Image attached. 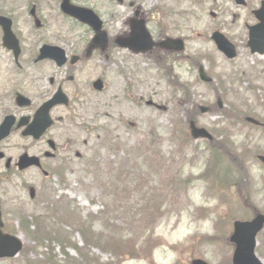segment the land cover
I'll list each match as a JSON object with an SVG mask.
<instances>
[{
    "label": "rangeland",
    "instance_id": "374dc122",
    "mask_svg": "<svg viewBox=\"0 0 264 264\" xmlns=\"http://www.w3.org/2000/svg\"><path fill=\"white\" fill-rule=\"evenodd\" d=\"M136 1L148 13L160 0ZM261 1L248 0L246 8L235 0L168 1L177 11L172 18L159 19V24L167 25L170 37L186 39V55L201 60L215 80V85L208 86L200 81L197 68L177 67L181 79L193 84V104L180 102L161 64L146 54L110 46L76 67L75 82H68L67 89L71 98L78 97L68 112L57 113L71 118L64 136V142L73 146L68 155L72 162L64 169L65 183L54 177L46 181L32 171L18 181L19 191L4 199L6 223L28 249L23 261H43L46 250L37 249L36 241L44 243L43 224L49 216L82 248L67 251L75 258L88 257L83 264H190L197 258L230 264L234 221L264 213V167L256 157L264 152V133L244 124L248 115L243 113L254 107L264 121V58L251 55L244 29L245 23L254 22L251 11ZM89 5L101 15L111 38L125 34L130 17L127 6L113 10L105 2ZM20 7V21L31 22L32 30L38 24L34 16L39 11L45 16L43 21L36 15L42 25L28 40L36 48L43 42L69 50L92 36L68 21L54 0L0 3L6 12ZM33 9L35 15L30 13ZM181 13L187 17L181 19ZM216 30L237 44L235 60L218 51L211 39ZM98 78L105 81L102 92L92 87ZM223 96L227 111L221 115L217 101ZM199 106H209L211 112L202 115ZM189 113L214 134L215 145L223 146L220 150L191 138ZM233 155H241L245 175L232 163ZM213 156H219L216 174H212ZM62 198L74 207L73 217L84 220L83 237L71 233L75 225L70 219L51 213ZM59 206L56 213L60 214L66 205ZM151 214L157 218L148 222ZM37 217L42 222L35 223ZM258 240V255L264 263V232ZM152 242L157 245L149 248ZM54 247L64 264L61 247ZM133 249L137 257L132 256Z\"/></svg>",
    "mask_w": 264,
    "mask_h": 264
},
{
    "label": "flooded vegetation",
    "instance_id": "af4514ba",
    "mask_svg": "<svg viewBox=\"0 0 264 264\" xmlns=\"http://www.w3.org/2000/svg\"><path fill=\"white\" fill-rule=\"evenodd\" d=\"M54 1L59 4L63 16L68 21L75 23L77 27L83 26L78 21L63 13L62 0ZM168 1L160 0L157 6L149 10L148 13L142 4L136 0L129 1V3L127 0H73L72 4L79 8L92 10L97 14L99 13L89 3L105 2L113 10L117 6H127V10L130 11L128 28L124 35L118 37H128L131 34L133 23H139V21L143 20L154 41L159 43V41L163 40V37H168L169 33L167 27L164 29L163 26L159 25L158 20H164L166 14H173L177 11L173 3H168ZM1 2L2 0H0ZM248 4V0H245V5L239 7L246 8ZM263 7L264 0L260 2L257 8L251 11V17L254 22L251 24L245 23L244 25L248 36L247 48L251 55L262 58H264V52L261 53L256 50L254 53L253 48L249 45V41L251 29L259 24L255 13ZM20 9L21 7L8 10L7 12L0 9V17L10 20V23L0 24V202L2 211L5 205L4 199H10L12 193L19 191L18 181H20L23 175L34 171L43 179L52 180L53 177L59 178L62 173L61 170L67 168L69 161L72 162L71 159H68V155L72 152L73 146L70 147L68 143L64 142V136L68 129V121L71 118H68L66 116L67 114L58 116L57 113L60 110L61 112H68V109L73 107L75 103L74 99L78 96L76 95L71 98L68 95V82H75V76L73 74L76 73V67L82 62L89 61L95 55L88 56L85 52H82L85 49L84 40H82V46L79 43L80 46L69 50L60 45L43 42L37 48L34 47L35 44L29 43L28 40L30 37L36 35V28H40L42 25L39 18L45 21V16L42 11H39L36 14L39 16L38 18L35 15L36 11L34 9L33 12L30 11L38 20V24L36 26L34 24L32 30L31 22L20 21L22 16ZM45 25L47 28L46 23ZM7 26L10 27V32H7L5 29ZM111 39L110 37V46L113 47ZM235 45L239 55L238 46L237 44ZM45 46L57 47L63 50L65 52L66 62L60 66L51 57L41 58V51ZM261 46H264V43L261 42ZM113 48L117 49L116 47ZM260 49L264 50V47H260ZM160 53H162V50L156 47L149 55L153 56ZM50 71L53 74L48 77L47 75ZM37 83L40 87L39 90H36ZM45 83L47 84V89H42L46 87ZM59 91H62L69 97L70 105H60L52 108L49 113L50 124L42 131L41 129H36L38 132L41 131V134L37 138L33 134H30L33 126H35L37 115ZM62 132L65 133L62 135ZM24 156L34 158L37 161L32 162V166L21 171L20 160ZM2 218L6 227L4 232L12 234L6 223L4 211ZM1 262L19 264L9 259H2L0 260Z\"/></svg>",
    "mask_w": 264,
    "mask_h": 264
},
{
    "label": "water",
    "instance_id": "95a60500",
    "mask_svg": "<svg viewBox=\"0 0 264 264\" xmlns=\"http://www.w3.org/2000/svg\"><path fill=\"white\" fill-rule=\"evenodd\" d=\"M72 0H63V11L78 19L84 24L89 25L95 36L91 42V45L88 49V55H91L92 52L96 49L106 50L109 46V37L106 31L103 30V22L101 19L91 10L78 8L71 5ZM237 3L240 5L245 4V0H237ZM256 16L260 20V24L251 29L249 45L253 48V52L256 50L263 53L264 50L260 49L261 42L264 43V7L257 11ZM10 23V20H7L3 17H0V24ZM7 32H10V27H5ZM10 38V37H9ZM212 39L217 44L219 50L223 52L229 59H234L237 56V51L235 46L220 32H215L212 36ZM117 43L123 48H129L135 53H144L150 51L155 46L150 32L147 30L144 21L139 23H133L132 32L128 38H119ZM160 47L170 50H176L182 52L185 49V44L183 40L179 39H168L159 44ZM51 57L57 61L61 66L66 62L65 52L57 47L45 46L41 51V58ZM75 62V60H73ZM200 78L203 82L210 83L213 81L205 71L204 67H200L199 70ZM94 88L98 91L103 90V82L101 80L94 83ZM69 100L63 94L62 91H59L38 113L35 126L30 134H33L35 137H39L41 131L47 128L50 124L49 113L52 108L57 105H68ZM220 107H223L220 102ZM201 112L206 114L208 108L201 107ZM254 124H259L254 119H248ZM192 137L196 140L198 139H209L212 140V135L204 128L197 127L195 122L190 123ZM36 129H41L40 132ZM260 160L264 163V157H260ZM34 162L33 159H30L27 156L21 158L20 168L24 170L25 168L31 166ZM3 223L1 220V207H0V259L1 258H13L19 254L23 248V244L17 237H12L6 235L2 231ZM264 228V216L258 215L251 222H240L237 221L234 224V232L231 236V242L235 245V253L233 257L234 264H263L261 260L256 255V246H257V236ZM193 264H207L203 260H195Z\"/></svg>",
    "mask_w": 264,
    "mask_h": 264
},
{
    "label": "trees",
    "instance_id": "16d2710c",
    "mask_svg": "<svg viewBox=\"0 0 264 264\" xmlns=\"http://www.w3.org/2000/svg\"><path fill=\"white\" fill-rule=\"evenodd\" d=\"M181 56H183V55H181ZM156 59H157L158 63L161 64L162 71L166 73V76L168 77L169 84L171 85L174 93L179 97L180 102L193 104L195 102L193 99V94H192L193 84H191L189 81H183L176 71V64L180 62L179 58H178V54L167 52L162 56V59H160L158 57ZM183 60H185V58ZM190 62L194 67L198 66V64H199V60H195V59H191ZM194 109H196V108H194ZM226 111L227 110L223 111L222 113L226 114ZM246 114L250 115V114H254V112L253 111H247ZM195 118H191L190 113L188 114L189 120H196ZM215 170L216 169H213L212 174L217 173V172L215 173ZM244 174H245V172H244ZM34 222L38 223L39 218L38 217L35 218ZM23 225H24V228L28 229V226L26 225L25 222L23 223ZM156 245H157V243L152 242L150 244L149 248H153ZM131 252H132L133 257H137L135 255V252H136L135 249H133ZM143 252L147 253V250H143Z\"/></svg>",
    "mask_w": 264,
    "mask_h": 264
}]
</instances>
